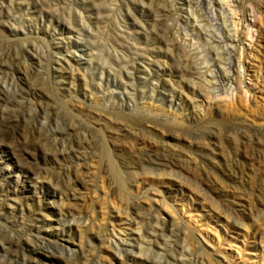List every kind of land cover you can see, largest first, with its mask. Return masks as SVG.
Segmentation results:
<instances>
[{
  "label": "rangeland",
  "instance_id": "obj_1",
  "mask_svg": "<svg viewBox=\"0 0 264 264\" xmlns=\"http://www.w3.org/2000/svg\"><path fill=\"white\" fill-rule=\"evenodd\" d=\"M0 264H264V0H0Z\"/></svg>",
  "mask_w": 264,
  "mask_h": 264
},
{
  "label": "bare ground",
  "instance_id": "obj_2",
  "mask_svg": "<svg viewBox=\"0 0 264 264\" xmlns=\"http://www.w3.org/2000/svg\"><path fill=\"white\" fill-rule=\"evenodd\" d=\"M226 40L230 42V44L233 42V38L231 36H227ZM224 77V76H223Z\"/></svg>",
  "mask_w": 264,
  "mask_h": 264
}]
</instances>
